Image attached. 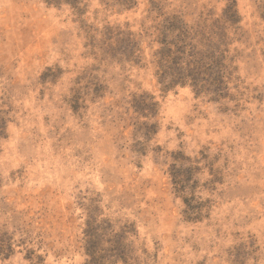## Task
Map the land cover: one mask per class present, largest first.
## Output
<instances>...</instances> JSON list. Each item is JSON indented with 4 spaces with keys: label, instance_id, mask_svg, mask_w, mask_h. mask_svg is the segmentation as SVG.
<instances>
[{
    "label": "rangeland",
    "instance_id": "rangeland-1",
    "mask_svg": "<svg viewBox=\"0 0 264 264\" xmlns=\"http://www.w3.org/2000/svg\"><path fill=\"white\" fill-rule=\"evenodd\" d=\"M0 264H264V0H0Z\"/></svg>",
    "mask_w": 264,
    "mask_h": 264
},
{
    "label": "trees",
    "instance_id": "trees-1",
    "mask_svg": "<svg viewBox=\"0 0 264 264\" xmlns=\"http://www.w3.org/2000/svg\"><path fill=\"white\" fill-rule=\"evenodd\" d=\"M168 22L169 23H171V26L173 27V29H176L178 32H179V37H181V36H183L184 37V35H185V33L183 32V30L182 29H180V28H177V22H176V17L175 16H171L170 18H169V20H168ZM180 39V38H179ZM181 40V39H180ZM167 39H163L162 41H161V43H163L164 44V46L160 49V53H161V55L162 56H164V55H168V52H169V50H170V46L171 45H168V43H167ZM169 42H171V41H169ZM173 43V42H172ZM181 47V46H180Z\"/></svg>",
    "mask_w": 264,
    "mask_h": 264
}]
</instances>
